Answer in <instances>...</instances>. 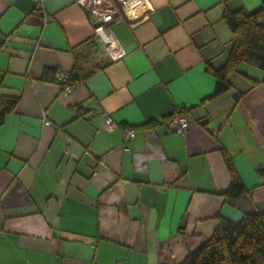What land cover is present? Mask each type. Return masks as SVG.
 Returning a JSON list of instances; mask_svg holds the SVG:
<instances>
[{
    "label": "crops",
    "instance_id": "obj_1",
    "mask_svg": "<svg viewBox=\"0 0 264 264\" xmlns=\"http://www.w3.org/2000/svg\"><path fill=\"white\" fill-rule=\"evenodd\" d=\"M148 1L116 25L126 52L111 61L76 0H0V99L17 100L0 124V264H180L219 217L264 212V70L241 62L204 100L232 46L223 13L264 0ZM90 39L86 65L102 67L63 93ZM176 107L184 133L166 122ZM221 150L241 195L225 194Z\"/></svg>",
    "mask_w": 264,
    "mask_h": 264
},
{
    "label": "trees",
    "instance_id": "obj_2",
    "mask_svg": "<svg viewBox=\"0 0 264 264\" xmlns=\"http://www.w3.org/2000/svg\"><path fill=\"white\" fill-rule=\"evenodd\" d=\"M262 17L264 2L251 13L240 9L223 13V19L232 33V46L222 67L208 68L215 77V85L204 100L215 97L231 87L229 75L237 70L239 63L247 62L264 70V25L260 23ZM94 50L92 39L85 41L83 49L74 50L75 65L68 71L66 84L74 86L102 67L86 65ZM250 79L253 83L258 82L257 79ZM239 96L240 93H236L235 99ZM16 102L15 98L0 99V124L5 115L13 110ZM221 153L230 175V184L225 194H243L246 189L231 157L224 150H221ZM180 264H264V212L245 213L237 222L219 217L213 233L198 248L189 252Z\"/></svg>",
    "mask_w": 264,
    "mask_h": 264
},
{
    "label": "built area",
    "instance_id": "obj_3",
    "mask_svg": "<svg viewBox=\"0 0 264 264\" xmlns=\"http://www.w3.org/2000/svg\"><path fill=\"white\" fill-rule=\"evenodd\" d=\"M89 14L93 25V39L98 51L114 61L125 54L124 47L120 44L115 27L123 21L140 19L151 8L148 0H76ZM68 72L63 71L57 75V79L63 83L62 92L69 93L72 86L66 84ZM104 120L105 129L111 130L116 126L113 119L106 112L96 107ZM43 122L48 119L43 117ZM168 126L176 133H184L189 127V114L176 107L166 119ZM215 133V130H212ZM131 129L125 130V136L133 137Z\"/></svg>",
    "mask_w": 264,
    "mask_h": 264
}]
</instances>
